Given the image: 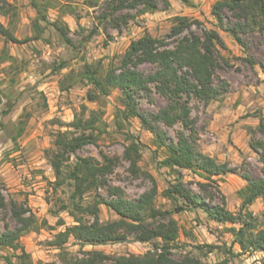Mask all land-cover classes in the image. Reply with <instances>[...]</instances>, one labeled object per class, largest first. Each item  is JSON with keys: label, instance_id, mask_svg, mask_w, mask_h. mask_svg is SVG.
Listing matches in <instances>:
<instances>
[{"label": "rangeland", "instance_id": "rangeland-1", "mask_svg": "<svg viewBox=\"0 0 264 264\" xmlns=\"http://www.w3.org/2000/svg\"><path fill=\"white\" fill-rule=\"evenodd\" d=\"M5 1V4L0 1V23L25 41L12 43L0 35V194L30 209L38 218L40 227L19 239V246L29 255L31 263L74 264L75 258L91 250L110 256L141 255L160 244L156 239L142 243L127 237L103 245H81L70 237L60 248L52 245L54 235L74 223L68 211L60 208L62 202H67L68 187L52 188L54 175L48 156L54 148V135L69 128L75 116L88 117L94 110L101 131L97 140L85 145L77 155L99 161L103 156L113 157L115 164L107 175V183L120 188L129 199H136L151 188L153 178L157 188L156 208L170 211L177 222L178 238L171 249L174 257L189 254L204 264H264L263 251L242 252L233 243L230 228L238 224L215 222L200 208L172 211L175 202L164 197L162 191L174 182L176 172L160 165L164 149L137 117L124 118L118 114L123 108L119 90L112 89L108 95H96L89 100L91 84L81 78L84 64L98 65L102 74L117 65L130 41L145 33L165 38L172 45L177 37L167 35L177 17L198 21L178 37H201L202 29L215 30L223 41L222 46L215 45L214 51L213 82L220 93L206 103L194 97H188V102L196 120L198 149L237 168L234 173L212 176L210 184L216 188L212 189L215 198L206 200L219 202L222 194L226 208L237 213L241 205L237 192L246 185L240 174L246 170L253 178L264 176V165L251 148L252 143L264 142V132L259 129L260 124L264 127V32L255 28L241 33L243 42L239 44L212 17L210 10L215 0H190L189 5L180 0H168V5L154 0L158 8L153 12L142 13L143 5H139L119 13L133 17L118 28L110 21L98 20L106 0H38L48 21L38 22L41 32L36 36L37 14L30 0ZM55 20L69 28L71 45L59 38L51 25ZM140 69L150 72L154 67L144 64ZM136 103L140 111L154 112L165 104V99L153 90L149 97L139 94ZM25 117L24 130L14 144L10 134L17 131L18 121ZM161 127L172 139L181 128L180 124ZM130 136L139 145L134 170L124 158ZM73 160L71 156L70 161ZM180 174L194 191L199 190L197 182L204 181L189 170L181 169ZM263 209L261 198L249 206L255 217H260ZM84 218L90 220L88 216ZM117 218L112 210L99 205V222ZM42 220L46 223L42 224ZM4 224L12 226L13 221L7 209H0V231ZM208 245L214 247L210 249ZM15 253L0 248V264H6L5 256L16 261Z\"/></svg>", "mask_w": 264, "mask_h": 264}, {"label": "trees", "instance_id": "trees-1", "mask_svg": "<svg viewBox=\"0 0 264 264\" xmlns=\"http://www.w3.org/2000/svg\"><path fill=\"white\" fill-rule=\"evenodd\" d=\"M3 4L5 0H0ZM168 5V0H161ZM190 4V0H180ZM36 10L34 26L41 30L39 21L47 23L46 14L41 9L38 0H30ZM143 5L140 12H153L158 8L154 0H106V7L98 16L99 21H110L118 28L133 16L119 14L123 10L136 9ZM210 13L219 28L230 33L241 44V33L257 29L264 32V0H215ZM169 37L176 36L173 44H168L165 38L152 37L145 33L131 40L127 49L120 56L117 65L110 66L103 74L98 65L84 64L81 78L91 84L88 99L96 95H108L110 90L117 89L121 94L122 109L118 114L124 118L137 117L147 131L152 133L159 147L165 151V157L160 165L176 172L175 180L162 191V195L175 202L173 212L200 208L207 217L218 223L238 224L230 228L233 243L240 250L264 252V209L260 217L253 216L249 206L258 198L264 206V176L253 178L246 170L240 174L246 185L238 190L241 199L237 213L226 208L225 197L220 194L219 202L208 203L215 198L211 186L212 176L228 172H236L237 168L229 162H218L214 157L202 153L197 147L196 120L192 116V108L188 97L207 102L217 97L219 88L214 85L213 71L216 65L215 45H223L220 35L215 30L202 29V36L182 35L184 29L197 20L177 17ZM59 38L66 45H71L69 28L57 20L51 24ZM0 35L5 41L22 43L13 32L0 23ZM35 36V38H36ZM150 64L154 69L144 72L141 65ZM165 99V104L154 112L140 111L137 107L138 95L149 97L152 91ZM98 114L92 110L88 117L75 116L69 128L55 133L53 150L49 154V163L53 171L52 188L68 187L67 202H62L60 208L67 210L74 223L65 226L57 232L52 245L60 248L71 237L81 245H103L130 237L136 242L160 240L153 250L141 255L126 254L110 256L98 250L84 251L83 256L75 258L74 264H204L199 258L183 254L176 258L171 249L178 238V226L170 211L160 210L155 206L157 188L153 178L152 186L142 192L136 199H129L124 192L107 183V175L115 164L113 157L103 156L102 161L93 157L78 156L77 152L87 144L94 143L99 130ZM26 117L20 119L17 131L10 134L15 144L22 134ZM180 124L175 139L169 137L162 125L171 127ZM260 131L264 127L260 124ZM124 158L128 160L132 170L139 159V145L133 137H129ZM251 148L259 155L264 165V142L251 144ZM74 156L71 162L70 158ZM185 169L204 180L197 182L198 191H194L181 179L180 170ZM106 195H102L100 191ZM218 192V190H216ZM219 193V192H218ZM112 210L117 219L99 222V205ZM0 209H7L13 225L4 224L0 231V248L14 250L16 261L5 256L6 264H32L29 255L19 246L20 237L40 227L38 218L28 208H23L13 200H6L0 194ZM84 216L90 217L85 220ZM42 224L46 222L42 220ZM63 224V222H61ZM212 249L213 245H208Z\"/></svg>", "mask_w": 264, "mask_h": 264}]
</instances>
